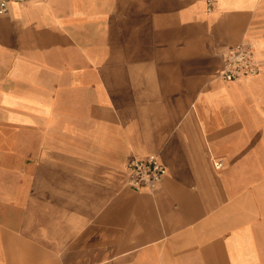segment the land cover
Returning a JSON list of instances; mask_svg holds the SVG:
<instances>
[{"label": "crops", "instance_id": "obj_1", "mask_svg": "<svg viewBox=\"0 0 264 264\" xmlns=\"http://www.w3.org/2000/svg\"><path fill=\"white\" fill-rule=\"evenodd\" d=\"M243 39L261 69L225 81ZM0 264H264V0L11 2Z\"/></svg>", "mask_w": 264, "mask_h": 264}, {"label": "built area", "instance_id": "obj_2", "mask_svg": "<svg viewBox=\"0 0 264 264\" xmlns=\"http://www.w3.org/2000/svg\"><path fill=\"white\" fill-rule=\"evenodd\" d=\"M28 0H0V14L8 12L11 2L23 3ZM223 68L220 77L225 81L242 79L257 74L261 67L254 52L253 43L243 39L227 47L222 54ZM219 167L220 162H215ZM128 174V185L133 189L142 187L155 188L166 173V167L157 155L132 157L125 164Z\"/></svg>", "mask_w": 264, "mask_h": 264}]
</instances>
